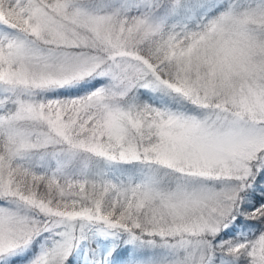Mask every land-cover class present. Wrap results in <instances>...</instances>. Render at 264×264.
<instances>
[{
	"label": "snow or ice",
	"instance_id": "obj_1",
	"mask_svg": "<svg viewBox=\"0 0 264 264\" xmlns=\"http://www.w3.org/2000/svg\"><path fill=\"white\" fill-rule=\"evenodd\" d=\"M0 264H264V0H0Z\"/></svg>",
	"mask_w": 264,
	"mask_h": 264
}]
</instances>
